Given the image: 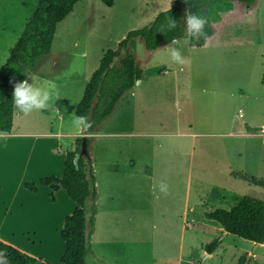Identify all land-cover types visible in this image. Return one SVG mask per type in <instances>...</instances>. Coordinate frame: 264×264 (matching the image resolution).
I'll use <instances>...</instances> for the list:
<instances>
[{"label": "rangeland", "instance_id": "rangeland-1", "mask_svg": "<svg viewBox=\"0 0 264 264\" xmlns=\"http://www.w3.org/2000/svg\"><path fill=\"white\" fill-rule=\"evenodd\" d=\"M22 1L26 3L23 18L30 20L40 0ZM112 1L111 6L102 0L78 3L70 29L57 27L51 52L40 57L36 66L38 79L43 77L50 84L66 80L60 86V101L67 110V128L106 51L117 50L130 31L143 28L176 0ZM255 8V4L249 8L231 0H209L207 15L214 31L209 47L178 45L190 62L176 72L167 48L150 52L140 38L129 42L130 51L145 71L160 64L168 71L157 77H151L150 72L141 87L149 103L145 118H149L150 130L173 134L144 139L148 149L142 157L148 160L149 178L141 168L116 178L101 166L96 173L94 170L99 198L93 225L88 223L92 200L84 207L88 234L85 264H238L240 257L246 262L250 259L249 264H264V244L257 246L227 234L218 222L206 217L216 209H230L244 196L264 200V188L232 175L264 180V59L254 45L258 33ZM183 10L186 14V5ZM186 89L191 91L188 95L183 93ZM131 92L117 104L114 116L106 122L108 129L126 127L134 99ZM137 112L140 116L143 113L138 107ZM28 116H16V126L27 124ZM50 116L45 121L55 126L57 114ZM180 130L196 134L175 135ZM95 140L90 138L89 150L90 146L95 148L98 162L106 158L128 160L142 153L143 139L128 133L111 141ZM26 154L23 149L18 159L0 163V241L31 257L59 264L46 256L62 255L60 233L59 242L52 244L33 239L37 231L55 236L58 232L43 221L51 209L46 192L28 202L21 191L26 190L27 182H39L24 180ZM30 159L49 162L56 157L33 153ZM161 181L167 183L168 195L159 192ZM111 191L116 194L114 204L106 203ZM214 240L220 244L209 255L207 246Z\"/></svg>", "mask_w": 264, "mask_h": 264}, {"label": "trees", "instance_id": "trees-1", "mask_svg": "<svg viewBox=\"0 0 264 264\" xmlns=\"http://www.w3.org/2000/svg\"><path fill=\"white\" fill-rule=\"evenodd\" d=\"M81 1L84 0H40L22 35L10 51L7 62L0 69V133H10L13 127L14 84L28 79L39 58L50 53L58 24L66 19ZM102 1L108 6L112 5V0ZM231 1L253 6L257 0ZM208 3L209 0H176L170 9L158 13L153 21L143 28L130 31L126 38L120 41L117 50L106 51L98 68L87 82L75 110L76 116H87L92 122V127L84 134L97 133L111 117L122 96L145 74L143 67L138 65L134 54L130 51L129 42L134 38H140L145 48L152 51L169 44L174 38L184 39L186 14L183 7L186 5V12L207 20L203 29L205 36L199 40H189V46L205 47L214 33L213 23L207 15ZM170 18L177 21V27L172 30L167 28ZM116 58H119L118 62H115ZM261 81L264 84V74ZM83 137L77 138L74 151L66 152L61 178L45 177L38 183L25 184L26 190L33 193L38 192V185L50 187L52 202L56 201L55 192L63 188L71 201L76 204L73 213L65 218L60 232L64 243L60 264H85L88 253V234L84 207L88 199H91L93 203L92 216L88 223L91 225L95 223L97 188L93 158L89 153L87 156H79L78 168L75 163ZM86 138L89 149L90 137ZM232 174L254 186L264 188L263 179H255L244 174ZM206 217L218 222L224 232L253 243L264 244V200L244 196L230 209H216L206 213ZM219 244V240L208 244V254H212ZM0 252L6 254L9 264H52L24 254L18 248L2 241H0ZM238 264H246V258L240 257Z\"/></svg>", "mask_w": 264, "mask_h": 264}, {"label": "crops", "instance_id": "crops-1", "mask_svg": "<svg viewBox=\"0 0 264 264\" xmlns=\"http://www.w3.org/2000/svg\"><path fill=\"white\" fill-rule=\"evenodd\" d=\"M7 3L9 4L8 11H7ZM112 3L114 2L112 1ZM25 4L26 3L23 2L22 0H0V69L7 62L9 55H10V51L15 46L19 37L22 35L23 30L29 21L28 19L29 17L23 18V15H22L23 6ZM255 6H256L255 9L257 12V19H258V33H255L257 37L254 41L255 42L254 45L260 49L261 58L264 59V0H257L255 3ZM248 7L250 8V6ZM74 10L72 11V13L68 15L66 19L60 22L58 26L63 25L64 30L66 29L68 31L70 29L71 23L74 21L73 19V17L75 16ZM181 40H184V39H181ZM254 42L237 41V43L239 44H247V45H250ZM168 45L169 44L161 46L158 49L166 48V46ZM173 46L178 47V45H173ZM205 47H209V43ZM156 50H152L150 52H154ZM38 63H39V60L37 61L36 66ZM171 65H173L175 72H176V69L179 68L180 66L175 63H171ZM36 66L32 70L30 77L35 76L37 74V71L35 70ZM144 72L145 74L143 75L139 83H136V85L132 89L128 90V91H132L131 95L134 99L132 100V103H131V108L128 113V123L125 128L115 129V130H111L107 128V123L114 116L117 105L111 117L106 121L107 123L105 122L97 133L90 134V135L88 134L80 135L79 133H77L75 128L72 126V123H70L68 125L69 128H67V125H66L67 124L66 119L68 116L67 110L65 108L64 101L63 100L60 101V96H62V94H60L62 90L60 86L63 83H66V80L61 81V82H56V84L53 83L55 85L54 91L56 95L53 98V103L51 107L48 110H39V111L34 110L33 112L29 113L28 114L29 121H27L28 125L23 123L22 126H16V123H15L16 116L20 118H23V117L25 118L26 115L19 113L18 110L14 106L13 127H12L11 132L10 133H0V163L1 162L6 163V160L8 159H12V160L18 159L19 154H21L22 150L26 149L27 151L26 161H25L26 167L23 173L24 180L30 179L34 182H38L41 178L45 176L61 178L63 175L66 152L75 150L76 148L75 144H76V140L78 137L86 136L90 138H95L96 139L95 143H96L97 139H99L100 141H104V140L111 141V139L115 137H118V136L121 137L124 133H128L132 136H136L138 138L143 139L142 142L140 143V151L142 152L141 155L139 157L133 156L129 158L128 160H121V159H116V158H113V159L106 158L104 161L98 162L96 150L93 146H90L89 153L93 158L95 173L98 170H100V166H101L103 167V170L107 175H112L113 178H116V176H119L121 174L124 175L130 171H134L138 168H141V170L144 171L143 174H146L147 178L151 177L152 175L149 171L150 168L148 167V164H147L148 160L142 157V155L148 149V143L145 142L144 139L148 138L150 135L167 136V135H172L173 133L167 132V131L152 132L150 130V127L148 125L149 118L147 119L145 118V116H147V112L149 109V103H148L147 98L145 97L144 90L141 87L144 81H146L144 79L148 77L147 75L150 74V72H151V77H157L160 73H163V72L165 73L168 71L165 69V65L160 64V65H151L146 68V71L144 69ZM43 79H44L43 77H40L38 81L40 82L45 81ZM28 82L31 83L30 78H28ZM69 83L71 82H68V84ZM178 92H179V88H178ZM190 92H187V89L186 91H183V93L187 95ZM209 92H214V91L212 90ZM135 97H136V100H135ZM137 107L139 108V110L141 109V111L143 112L141 116L137 112ZM54 112L57 114V118H58V122L55 126L52 124V122L48 124L45 121V118L48 119V117H52L50 115L51 113H54ZM140 117H142V119H140ZM183 134L195 135L196 133H193V132L182 133V130H180L179 133L178 132L175 133V135H183ZM110 147L111 146H109L108 148ZM191 147H193V141L191 142ZM106 152H108V150ZM33 153L37 155H43V154L54 155L56 159L49 161V162H44L41 160L31 162L30 156H32ZM192 154H193V151L191 150L190 155L192 156ZM95 181L97 184V175H95ZM21 185L22 183H20V189L22 188ZM21 191H23V194H25L28 202L38 199L41 191L46 192V194L48 195V200H49L48 203L51 209L49 213L43 217V221L44 223L47 224L50 230H55L56 233L58 232V234L57 236H55L52 234V232H49L46 235H42L41 233L37 231L33 234V239L35 241L37 240L36 242H39L40 244L42 243V240L47 241L50 244L57 242V241L59 242V239H60L59 233L61 232L63 228L65 218L68 215L73 213V211L76 208V204L71 201V199L68 197V195L66 194V191L63 188H60L57 192H55V198H56L55 202H52L50 199V193H51L50 187H45V186L40 187L37 193H33L25 189ZM115 195L116 194L112 191L108 193L106 197V203L114 204ZM98 198H99V193H97V198H96L97 201H98ZM98 210H99V206H98ZM62 250L63 248L61 247L60 252H62ZM59 256L61 255H59L58 253L55 258H52L50 256H46V257L49 258L52 262L59 260V264H60Z\"/></svg>", "mask_w": 264, "mask_h": 264}, {"label": "clouds", "instance_id": "clouds-1", "mask_svg": "<svg viewBox=\"0 0 264 264\" xmlns=\"http://www.w3.org/2000/svg\"><path fill=\"white\" fill-rule=\"evenodd\" d=\"M184 23L186 26L184 40L181 41L180 39L174 38L170 41L169 45L166 46L170 61L177 65H184L190 61L182 56L178 47H174L173 45H181L182 43L186 44L189 40H199L201 37L205 36L203 29L207 20L204 17L186 12ZM176 27L177 21L170 18L167 24L168 30L175 29ZM29 78L32 81L31 83L28 82V79L19 81L14 84L12 92V101L15 108L19 113L24 115H28L34 110H48L53 103L54 96L56 95L54 91L55 85L50 84L47 81L40 82L35 76ZM71 123L80 135H83L92 127V122L87 116H73ZM156 187V185L153 186L154 191ZM158 187L160 193L168 195L167 183L161 181ZM0 264H9L6 254L2 252H0Z\"/></svg>", "mask_w": 264, "mask_h": 264}, {"label": "water", "instance_id": "water-1", "mask_svg": "<svg viewBox=\"0 0 264 264\" xmlns=\"http://www.w3.org/2000/svg\"><path fill=\"white\" fill-rule=\"evenodd\" d=\"M137 83H139V81ZM88 154H89V149H88L87 138H86V136H84L82 138L79 153L77 154V156L75 158L76 168H78L77 162H78L79 156H87ZM256 245L259 246L260 244L256 243ZM249 263H250V259L246 262V264H249Z\"/></svg>", "mask_w": 264, "mask_h": 264}, {"label": "bare ground", "instance_id": "bare-ground-1", "mask_svg": "<svg viewBox=\"0 0 264 264\" xmlns=\"http://www.w3.org/2000/svg\"><path fill=\"white\" fill-rule=\"evenodd\" d=\"M253 243V242H252ZM255 244V243H254Z\"/></svg>", "mask_w": 264, "mask_h": 264}]
</instances>
